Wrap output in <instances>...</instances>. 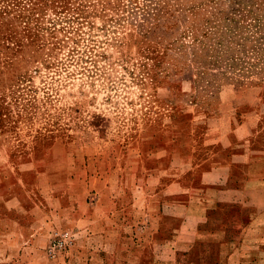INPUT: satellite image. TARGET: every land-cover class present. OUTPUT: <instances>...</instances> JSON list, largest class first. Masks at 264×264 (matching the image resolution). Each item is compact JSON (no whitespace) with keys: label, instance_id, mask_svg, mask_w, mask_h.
<instances>
[{"label":"rangeland","instance_id":"rangeland-1","mask_svg":"<svg viewBox=\"0 0 264 264\" xmlns=\"http://www.w3.org/2000/svg\"><path fill=\"white\" fill-rule=\"evenodd\" d=\"M242 128L263 141L264 0H0V207L20 202L47 253L60 231L72 259L87 243L153 261L157 206L182 203L191 159ZM98 194L113 221L87 239L78 216ZM224 240L201 230L177 264H224Z\"/></svg>","mask_w":264,"mask_h":264},{"label":"crops","instance_id":"crops-1","mask_svg":"<svg viewBox=\"0 0 264 264\" xmlns=\"http://www.w3.org/2000/svg\"><path fill=\"white\" fill-rule=\"evenodd\" d=\"M237 131L241 132L238 136L235 131L216 135V139L206 146L209 150L205 155L191 159L187 170L193 184L189 186L195 190L187 189L182 203L172 199L157 206L161 210L158 218L168 220L166 226L163 223L157 226L158 236L168 238L166 244L160 242L154 247L156 254H162L156 255L151 262L124 257L121 264H177L180 257L188 260L196 255V247H201L195 242L201 230L205 234L225 236L229 253L223 257L224 264H243L240 256L248 248L260 255L253 257V264H264V138L260 142L256 140L258 132L249 135L244 128ZM176 180L170 184H178ZM18 183L19 180L14 184L18 186ZM107 197L104 205L101 194L95 195L89 203L84 202L85 212L78 216L80 235H86L87 239L96 238V234L102 236L99 232L104 231L103 222L110 220L106 218L116 205L111 194ZM16 203L20 205L18 201L3 202L0 207V264H75L77 254L84 255V252H88L95 262L85 258L81 264H116L113 258L103 259V248L87 243L79 249L73 246L75 259L69 257V253L65 254L66 251L50 254L45 251V245L37 247L33 241L37 234L36 223L31 224L30 229L25 228L21 224L23 218L10 210ZM6 210L10 213H5ZM207 222H212L213 227L209 228ZM201 224L205 229L199 227ZM250 235L252 237L248 239ZM249 240H253L251 246ZM144 246L141 244L140 249Z\"/></svg>","mask_w":264,"mask_h":264},{"label":"built area","instance_id":"built-area-1","mask_svg":"<svg viewBox=\"0 0 264 264\" xmlns=\"http://www.w3.org/2000/svg\"><path fill=\"white\" fill-rule=\"evenodd\" d=\"M69 246L70 240L67 233L54 231L48 242V252L50 254H56L66 251Z\"/></svg>","mask_w":264,"mask_h":264}]
</instances>
